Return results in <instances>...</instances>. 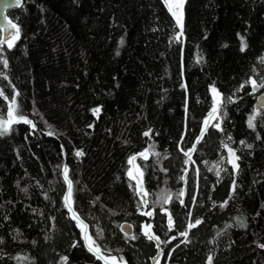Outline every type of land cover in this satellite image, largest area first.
I'll list each match as a JSON object with an SVG mask.
<instances>
[{
  "label": "trees",
  "instance_id": "trees-1",
  "mask_svg": "<svg viewBox=\"0 0 264 264\" xmlns=\"http://www.w3.org/2000/svg\"><path fill=\"white\" fill-rule=\"evenodd\" d=\"M7 16L20 37L0 46L8 61L0 63V119L15 97L35 127L17 123L0 136V264H61L65 256L67 264H103L64 206V166L89 234L126 264H152L157 247L146 224L171 241L156 264H208L209 256L212 264H264V106L256 130L248 127L264 89L252 94L245 84L264 78V0H185L179 40L164 0H22ZM213 86L235 102L222 121L210 120L224 131L209 126L197 143ZM226 144L240 157L238 173ZM181 149H195L191 161ZM133 155L147 208H138L127 175ZM162 191L172 194L163 205L172 231L153 206ZM147 209L152 217L140 214ZM190 219L202 223L180 236ZM125 222L137 239H125Z\"/></svg>",
  "mask_w": 264,
  "mask_h": 264
},
{
  "label": "snow or ice",
  "instance_id": "snow-or-ice-1",
  "mask_svg": "<svg viewBox=\"0 0 264 264\" xmlns=\"http://www.w3.org/2000/svg\"><path fill=\"white\" fill-rule=\"evenodd\" d=\"M20 4V0H15V3L13 6H18ZM165 4L169 10V12L172 14V16L174 17L177 26L180 28V34L175 37V39L179 40L182 36H183V8H184V4H185V0H165ZM9 24H11V28L15 29V32H11L9 31V29L7 27H4L3 31L6 33V36L3 39H0V46L4 45L5 43L7 44V47L9 49H11L14 44L15 41L19 39L20 37V29L17 27V25L12 24L9 21ZM121 43H123V41H121ZM247 47L246 43L243 42V38H242V48L241 50L243 51L245 48ZM0 63L3 64V66L6 68L8 66V61L6 59L0 60ZM261 63H264V60L261 61ZM5 79H7V77H4ZM245 84L250 85L252 88V94H254L255 92H257L259 89H264V78L261 79H256L253 77H250ZM241 89H243L245 87L244 84H242ZM240 89H238L239 91ZM211 93L213 95V103H212V108H211V112L209 113V118L206 119L203 123H204V128L201 131V136L197 138V143L199 142L200 139H202V137L206 134L207 129L209 126L216 128L218 131H224V129L221 127V123H212L210 124V120H220L222 121V117L226 116L227 113L224 111V106L228 103H234L235 101L232 100L231 97H223L221 95V93L213 86L211 88ZM3 95V92H0V96ZM20 93L16 92L15 96H19ZM7 99V97H5ZM94 113H99L100 109L96 108L93 110ZM261 115V113L258 110H254L253 114L249 116L248 118V127L253 129L254 131L256 130L257 124V116ZM17 123H25V124H29L32 125L31 120H29L27 118L26 115H24V113L20 110L19 105L15 99V97H13L11 99V103L8 106L7 109V117L6 119H0V136L3 135H7L10 131H12V125L17 124ZM32 127L34 128L35 126L32 125ZM55 133H53L52 131H49L48 135H54ZM144 135L146 137H150L151 135V130L147 131L144 133ZM232 137L228 136V140H231ZM257 139H260L259 135H257ZM240 143L242 145L245 144L244 141H240ZM246 147H248L249 149L252 148L251 144H247ZM225 148L227 149L228 153H229V157L230 159L228 160V162L232 165V168L235 172H239V164L238 161L240 159L239 156L236 155V151L234 149H232L231 147H229L227 144L225 145ZM195 149H191L189 151H184L183 149H181V151H183L184 156L187 158V161H191V155L190 152L194 151ZM150 152L148 149H146L144 152L139 153V157L143 158V159H147L149 156ZM153 155H158L157 153H151ZM84 153L82 151H78L76 153L77 157L83 156ZM137 160V156L133 155L132 157L129 158L128 160V164L132 165L133 167L129 169L127 175L129 176V178L133 181H135L134 185H130L131 187H133L134 191L136 192V194L138 196L141 197V200L138 204V208H147L148 207V201H147V197L149 195L148 190H146L143 186V171L141 170V167L137 164H135V161ZM63 177L65 180V183L67 184V192L63 197V201H64V206L65 208L68 209V211L71 213V218L76 222L77 226L80 227L81 229V238L84 240L85 242V247L87 248V250L92 253V255L97 259L103 262V264H126V261H124V258L122 256L117 257L115 255L111 254V251H106V246L105 245H101L99 243H97V239H95L92 235L89 234L88 232V226L84 224L83 220L80 218V216L77 213V210L74 207L75 204V200H74V183L73 181L70 179L69 177V169L67 166L63 167ZM197 175L199 174V169H196ZM217 175H219V172H217ZM181 179L183 180L184 177L182 176ZM236 188V183L235 181H233V185H232V190L233 192L235 191ZM24 191H27V189H24ZM184 192L181 191L179 193V196H183ZM190 198L193 200V202H195V196L190 194ZM172 201V194L170 192H164L162 191L159 198L153 202V206L155 205H160L161 206V210L167 215V227L169 231H172L174 226H175V221L173 219V215L172 213L167 209L164 208L163 205L169 204ZM181 205L184 207H188L187 205L184 204V201L181 200L180 201ZM226 204V202H225ZM225 205H221V207H223ZM141 215H147L149 217H152L154 215V211H141L140 213ZM191 211H188V216L191 217ZM202 223V221L200 219H195L194 221H192L191 219L189 220L188 224H187V230L185 231H181L179 234L180 236L183 237H188L189 232L193 229L198 227L200 224ZM241 226H243V223L241 222ZM131 227V226H129ZM151 224H146L143 226V234L147 237L148 240L151 241H156L157 245L159 246L160 243H170L171 241H161L160 238L158 236H156L155 234L152 233L151 231ZM123 230V228H122ZM19 234V233H18ZM97 237H101L102 233L101 232H97L96 234ZM138 237L135 235H129L127 232H125V239H137ZM171 239H176L175 236H173ZM184 242H188L187 240H185ZM0 243H3V240L0 239ZM76 244H73L72 247H76ZM179 245H177L178 247ZM259 247L264 248V245H259ZM174 251V249H173ZM16 260L20 261L22 258L21 257H15ZM23 259H27V258H23ZM212 257L209 256L208 257V264H212ZM68 262V258L65 257H61V264H67ZM158 264V262H157Z\"/></svg>",
  "mask_w": 264,
  "mask_h": 264
},
{
  "label": "water",
  "instance_id": "water-1",
  "mask_svg": "<svg viewBox=\"0 0 264 264\" xmlns=\"http://www.w3.org/2000/svg\"><path fill=\"white\" fill-rule=\"evenodd\" d=\"M14 3H15V0H0V31H1V39H3L6 36V33L3 31L4 27H7L9 29V31H11L13 33L15 32V29L11 28V24H9V21L12 24H14V23L7 16L8 10H11L12 8L17 7V6H13ZM21 3H22V0H20V4ZM263 106H264V93H261V94H259L257 96L255 104H254V107H255L256 110H258V109H260ZM66 192H67V190H66ZM138 197L141 200V197L140 196H138ZM146 211H153V210L152 209H147ZM145 216H147V215H145ZM129 226H131V225L129 223L125 222V223H123L121 225V229L123 228L122 231L123 232H127L130 235L132 233V227H129ZM154 243H155V245L157 247V253L152 258V264H156V261H157L158 257L160 256V254L162 252L161 243L159 244V246L157 245L156 241H154Z\"/></svg>",
  "mask_w": 264,
  "mask_h": 264
},
{
  "label": "rangeland",
  "instance_id": "rangeland-1",
  "mask_svg": "<svg viewBox=\"0 0 264 264\" xmlns=\"http://www.w3.org/2000/svg\"><path fill=\"white\" fill-rule=\"evenodd\" d=\"M165 1V0H164ZM228 146H229V144H227ZM138 157V156H137ZM135 164H137L138 165V162H137V160L135 161ZM133 166L132 165H129V168H128V171H129V169L130 168H132Z\"/></svg>",
  "mask_w": 264,
  "mask_h": 264
}]
</instances>
